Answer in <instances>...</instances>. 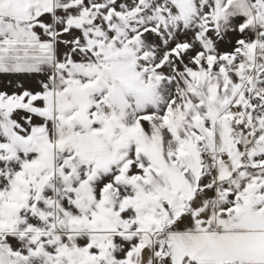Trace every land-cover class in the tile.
Segmentation results:
<instances>
[{
  "label": "snow or ice",
  "instance_id": "6c2138e0",
  "mask_svg": "<svg viewBox=\"0 0 264 264\" xmlns=\"http://www.w3.org/2000/svg\"><path fill=\"white\" fill-rule=\"evenodd\" d=\"M0 264H264V0H0Z\"/></svg>",
  "mask_w": 264,
  "mask_h": 264
}]
</instances>
